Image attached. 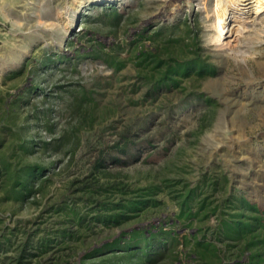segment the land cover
Masks as SVG:
<instances>
[{
  "label": "rangeland",
  "instance_id": "1",
  "mask_svg": "<svg viewBox=\"0 0 264 264\" xmlns=\"http://www.w3.org/2000/svg\"><path fill=\"white\" fill-rule=\"evenodd\" d=\"M216 22L215 0H0V162L43 166L23 200L0 175V264L119 262L159 229L152 264H262L264 10ZM177 61L201 67L162 78ZM241 212L253 237L227 234Z\"/></svg>",
  "mask_w": 264,
  "mask_h": 264
},
{
  "label": "trees",
  "instance_id": "2",
  "mask_svg": "<svg viewBox=\"0 0 264 264\" xmlns=\"http://www.w3.org/2000/svg\"><path fill=\"white\" fill-rule=\"evenodd\" d=\"M114 14L119 15L115 10ZM96 51V48H92L90 53L93 55ZM194 65L201 67L198 61H193L191 64L177 61L175 65L167 70L162 78L166 79V77H171L175 73L186 72L194 67ZM30 146L29 142L21 143L23 153L27 151ZM8 166L9 164L6 161L2 160L0 162V175L7 174L8 178L10 177L9 191L11 195H13L15 199L23 200L26 195L34 189L33 184L38 178L43 166L31 164L25 160L14 170H10ZM133 203L136 204V202ZM134 204L131 205V208L134 207ZM251 207L253 208V206ZM243 215L244 213L241 212L234 222L226 221L224 223L229 236L238 238L247 235L250 237L254 236V231L259 225L258 218L254 217L253 220H246ZM130 235V239L122 246L124 247V252L119 257L121 261L105 264H152L156 261L157 257L162 256L164 252L167 251V247L175 245L178 241L175 232L172 233L171 231H164L162 229L157 230L156 233L154 231H149L148 233L136 231ZM249 264H255V262L252 260ZM262 264H264V259H262Z\"/></svg>",
  "mask_w": 264,
  "mask_h": 264
},
{
  "label": "bare ground",
  "instance_id": "3",
  "mask_svg": "<svg viewBox=\"0 0 264 264\" xmlns=\"http://www.w3.org/2000/svg\"><path fill=\"white\" fill-rule=\"evenodd\" d=\"M263 10L264 0H215L218 30L224 35L238 32Z\"/></svg>",
  "mask_w": 264,
  "mask_h": 264
}]
</instances>
